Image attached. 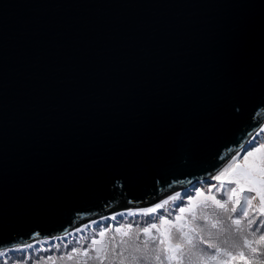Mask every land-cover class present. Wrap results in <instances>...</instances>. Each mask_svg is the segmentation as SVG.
Returning <instances> with one entry per match:
<instances>
[{
    "label": "water",
    "instance_id": "water-1",
    "mask_svg": "<svg viewBox=\"0 0 264 264\" xmlns=\"http://www.w3.org/2000/svg\"><path fill=\"white\" fill-rule=\"evenodd\" d=\"M262 124L264 0H0V249L212 178Z\"/></svg>",
    "mask_w": 264,
    "mask_h": 264
},
{
    "label": "snow or ice",
    "instance_id": "snow-or-ice-1",
    "mask_svg": "<svg viewBox=\"0 0 264 264\" xmlns=\"http://www.w3.org/2000/svg\"><path fill=\"white\" fill-rule=\"evenodd\" d=\"M261 132H264V129H261ZM225 164L226 166L212 177L218 182L213 187L216 192L221 193L220 198L213 195L211 189L208 190L207 194L197 191L195 197L188 199L187 206L179 208V214H175L174 218L159 215L156 217L159 223H151L147 227L137 230L135 234L137 240L140 239L141 232L151 241L159 239V243L163 248L156 250L154 256L149 253L147 240L142 241L143 248L139 244L132 246L133 253L136 254L125 256L123 250L116 251L117 246L113 239L110 242L112 254L119 255L121 264H124L125 261L128 264H151L153 259L158 264H164L165 260L168 261V264H172L173 261L176 264H184V245L182 243H172L176 238V233L172 231L175 228L180 239L190 245V260L195 257L198 264H229L222 257L230 254L212 242L213 234L211 231L207 232L206 239L202 235L206 230L218 229L220 220L227 217L231 219V224L235 226V231L241 234L245 247L250 244L249 240L243 235L248 228L252 229L251 234L254 237V242L262 245L259 250L254 247L250 249L254 254L259 253L260 258L255 256L247 258L246 264H264V234L256 235V233H264V142L257 143L256 139L253 138L248 142V145L242 146V151L226 158ZM253 193L254 195H248ZM224 196H227V199H224ZM176 199L177 197H169L168 200L141 211L144 215L157 213L158 210L165 209L169 201H175ZM257 199L258 205H254L253 200ZM209 202H211L210 205ZM249 209L256 213L255 218H248ZM214 217H219V219ZM245 219L247 223L242 224ZM200 221L203 223H199ZM185 228L187 231H185ZM153 230L159 233L160 236L153 235ZM115 232L121 237L127 236L129 240L132 239L131 224L116 227ZM105 235L106 232L101 231L99 233L101 239L92 241L93 246L99 245L98 247H93L92 251L96 253V259L100 260L101 264H103V259L109 251L108 246L103 244ZM120 244L129 245V241L122 238ZM235 244L236 242L233 241L234 246ZM200 245H206L207 249L214 250V253L205 254L206 250H198ZM102 252L104 253L103 256L101 255ZM84 255L89 256V253L85 251ZM89 258L91 259L90 256ZM237 258L245 260L244 253L240 252L238 257H231L232 260ZM68 259H73V256L69 255Z\"/></svg>",
    "mask_w": 264,
    "mask_h": 264
},
{
    "label": "trees",
    "instance_id": "trees-1",
    "mask_svg": "<svg viewBox=\"0 0 264 264\" xmlns=\"http://www.w3.org/2000/svg\"><path fill=\"white\" fill-rule=\"evenodd\" d=\"M255 138L256 140L259 139L258 136ZM217 184L218 182L210 177L194 180L190 182L189 186L177 190L158 201L157 203H162L164 200H168L169 197H177L175 201H169L165 209L158 210V212L154 214L144 215L141 210L154 207L157 203L146 207H132L124 203L123 205H118L115 211L95 217L63 234L36 238L23 245L1 248L0 264H101V261L96 259V253L92 251L93 247H97L92 245V241L101 239L99 236L101 231L106 232L103 238V244L107 245L109 249L107 256L103 259V264H121L119 255H113L111 252L110 242L113 239L116 242V251L119 252L123 250L125 256L136 254L133 253L132 246L139 244L140 247L143 248L142 241L147 240L149 253L154 256L156 250H161L163 248L159 243V239L151 241L141 232L140 239L137 240L135 237L137 230L147 227L151 223H159V220L156 219L159 215L171 216L174 218L175 214H179V208L187 206L188 199L190 197H195L197 191L207 194L208 190L211 189L212 194L220 198L221 193L216 192L213 187V185ZM177 194H179V196H177ZM248 195H254V193ZM224 199H227V196H224ZM210 204L211 202H209V205ZM253 204L258 205L255 200H253ZM255 217L256 213L249 209L248 218ZM214 218L219 219V217ZM199 223L203 222L200 221ZM246 223V219L242 221V224ZM128 224L132 225L131 240H129V237H121V235L115 232L116 227ZM225 229H227V231H225ZM172 231L176 233V238L172 243H182L184 245V264H198L195 257H192L191 260L189 259L190 245L180 239L175 228H173ZM185 231H187L186 228ZM208 231H211L213 234L212 242L219 245L230 254L222 257V259L228 261L229 264H246V259L253 256L260 258L259 253L254 254L250 250L253 247L258 250L262 248L261 244L254 242L251 228L246 229L243 233L250 242L248 247L244 246V240L241 238V234L235 231V226L231 224V219L227 217L220 220L218 229L206 230V232L202 234L205 239L207 238ZM152 234L157 237L160 236L155 230L152 231ZM260 234L264 233H256L257 236ZM122 238L129 241V245L131 246L121 245L120 241ZM197 239H199V237H197ZM225 241H227V243H225ZM233 241L236 242L235 246L233 245ZM198 250H206L205 254L214 253V250L207 249L206 245H200ZM85 251L89 253L91 259L89 256L84 255ZM240 252L244 253L245 260L239 258L235 260L231 259L232 256L238 257ZM69 255H72L73 259H68ZM101 255L103 256L104 253L102 252ZM161 256L163 258L162 251ZM124 264H128V262L125 261ZM151 264H158V262L153 259L151 260ZM164 264H168V261L165 260ZM172 264H176V262L173 261Z\"/></svg>",
    "mask_w": 264,
    "mask_h": 264
},
{
    "label": "rangeland",
    "instance_id": "rangeland-1",
    "mask_svg": "<svg viewBox=\"0 0 264 264\" xmlns=\"http://www.w3.org/2000/svg\"><path fill=\"white\" fill-rule=\"evenodd\" d=\"M264 124H262L261 125V127H259L258 129H257V131L255 132V134L252 136L253 138H255L256 136H258L259 137V139L258 140H256L257 141V143H261V142H264V132H261V129H264ZM252 137L249 139V141L252 139ZM256 139V138H255ZM248 141V142H249ZM246 145H248V143L246 144ZM245 145V146H246ZM240 151H242V148L238 151V152H240ZM226 166V165H225ZM224 166V167H225ZM223 169V168H222ZM222 169H220L219 171H221ZM219 171L217 172V173H215L214 175H217L218 173H219ZM255 202L256 203H258V199L257 200H255ZM99 245H97V247H98Z\"/></svg>",
    "mask_w": 264,
    "mask_h": 264
}]
</instances>
